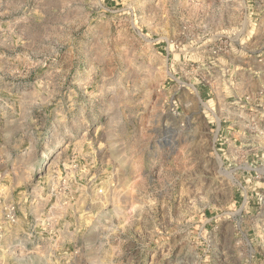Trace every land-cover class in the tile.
I'll return each instance as SVG.
<instances>
[{
    "label": "rangeland",
    "instance_id": "rangeland-1",
    "mask_svg": "<svg viewBox=\"0 0 264 264\" xmlns=\"http://www.w3.org/2000/svg\"><path fill=\"white\" fill-rule=\"evenodd\" d=\"M9 101L0 264H264V0H0Z\"/></svg>",
    "mask_w": 264,
    "mask_h": 264
},
{
    "label": "crops",
    "instance_id": "crops-1",
    "mask_svg": "<svg viewBox=\"0 0 264 264\" xmlns=\"http://www.w3.org/2000/svg\"><path fill=\"white\" fill-rule=\"evenodd\" d=\"M7 73L8 76H13L12 70L11 72ZM33 92H38V89ZM22 106H24V103H19L17 101H9L8 103L0 105V171L7 166L8 159L16 150V147H18V143H20L22 139V133L23 135L28 134L29 139H32L31 137H36L40 135L42 137L44 136V125L38 124L41 127V129L39 130V126L37 124H31L30 117L26 115V112H24L26 111V109H24ZM32 126L36 127V130L34 132L35 135H32V131L29 130ZM40 140L41 139H38L37 142H39ZM43 152H45V150ZM3 176L4 177H0V184L5 190V200L8 199L9 201H11L13 198V187L11 182H6L7 174H4ZM2 180H5V182L2 183Z\"/></svg>",
    "mask_w": 264,
    "mask_h": 264
},
{
    "label": "built area",
    "instance_id": "built-area-1",
    "mask_svg": "<svg viewBox=\"0 0 264 264\" xmlns=\"http://www.w3.org/2000/svg\"><path fill=\"white\" fill-rule=\"evenodd\" d=\"M5 219L13 222L16 220V213H15V207L12 203L8 204V206L5 209Z\"/></svg>",
    "mask_w": 264,
    "mask_h": 264
},
{
    "label": "bare ground",
    "instance_id": "bare-ground-1",
    "mask_svg": "<svg viewBox=\"0 0 264 264\" xmlns=\"http://www.w3.org/2000/svg\"><path fill=\"white\" fill-rule=\"evenodd\" d=\"M47 136H48V134H47ZM47 136H43L42 138H40L41 140L42 139H45V137H47ZM55 147H57V143L55 144H52L51 146H47L46 147V149H45V152H44V154H43V159H45L46 157H48V155L52 152V150L53 149H55Z\"/></svg>",
    "mask_w": 264,
    "mask_h": 264
}]
</instances>
